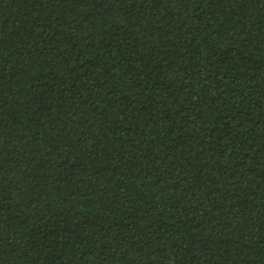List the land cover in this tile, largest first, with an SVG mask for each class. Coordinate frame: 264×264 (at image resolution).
<instances>
[{
    "label": "trees",
    "instance_id": "obj_1",
    "mask_svg": "<svg viewBox=\"0 0 264 264\" xmlns=\"http://www.w3.org/2000/svg\"><path fill=\"white\" fill-rule=\"evenodd\" d=\"M0 264H264V0H0Z\"/></svg>",
    "mask_w": 264,
    "mask_h": 264
}]
</instances>
